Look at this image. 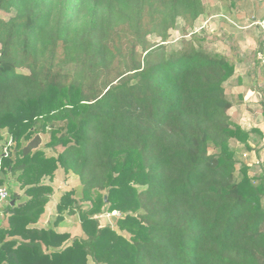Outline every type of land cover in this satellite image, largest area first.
I'll return each instance as SVG.
<instances>
[{
	"label": "trees",
	"instance_id": "obj_1",
	"mask_svg": "<svg viewBox=\"0 0 264 264\" xmlns=\"http://www.w3.org/2000/svg\"><path fill=\"white\" fill-rule=\"evenodd\" d=\"M202 13L201 0H0L1 169L23 191L7 190L0 264H264V181L230 147L248 138L224 88L235 65L194 38L165 44ZM59 169L79 186L43 224ZM74 214L76 235L60 228Z\"/></svg>",
	"mask_w": 264,
	"mask_h": 264
},
{
	"label": "rangeland",
	"instance_id": "obj_2",
	"mask_svg": "<svg viewBox=\"0 0 264 264\" xmlns=\"http://www.w3.org/2000/svg\"><path fill=\"white\" fill-rule=\"evenodd\" d=\"M201 1L204 13L199 15L193 26H185L183 20L178 19L176 27L169 30V36L165 42L167 49L178 48L181 46L183 39L194 38L205 51L211 54L221 53L230 57L241 53L245 58L251 59L256 66L259 65V53L261 52L260 47H262L261 37L263 36L262 32H260L261 28L256 24V21L264 16V0H233L234 6L231 4L232 0ZM10 14H13V12ZM10 14L2 12L1 16L8 17ZM83 19L84 12L76 16L71 29L81 26ZM147 38L152 44L161 42L160 38L155 35H150ZM138 50L140 51V48ZM67 68L72 69L73 65L69 64ZM22 71L26 72L27 69H22ZM1 134L0 152L4 147L5 140L11 137L5 130ZM47 137V134H42L43 141H46ZM45 153L50 155L55 152L45 149ZM4 177L1 169L0 179H4ZM50 182L54 185L51 198L57 190L58 195H60L67 186L74 188L79 186L75 183V175H64L61 170L58 173L56 172L54 179ZM0 185H3L7 190L8 188L18 189V184L10 175L6 176L3 184ZM18 190L19 194L23 196V191L21 189ZM58 195L56 193L55 197ZM0 210H2V207ZM97 218L101 224H104L111 222L113 215L101 214ZM64 222V229H69L73 235L78 234L77 214L67 216Z\"/></svg>",
	"mask_w": 264,
	"mask_h": 264
},
{
	"label": "crops",
	"instance_id": "obj_3",
	"mask_svg": "<svg viewBox=\"0 0 264 264\" xmlns=\"http://www.w3.org/2000/svg\"><path fill=\"white\" fill-rule=\"evenodd\" d=\"M262 38L260 50L263 48ZM229 60L235 65L233 75L224 82L225 92L232 102L229 115L235 124L248 133L246 141L248 147L242 141L235 139L230 140V146L240 158L241 163L247 166V173L256 178L259 183L261 180L264 181V67L260 63L256 66L251 59L245 58L241 53L230 56ZM57 191L47 204L40 223H47L54 215V207L61 195H58ZM56 193L58 196L55 197ZM260 202L264 208V189ZM1 218L0 210V220ZM64 223L60 226L63 230Z\"/></svg>",
	"mask_w": 264,
	"mask_h": 264
},
{
	"label": "built area",
	"instance_id": "obj_4",
	"mask_svg": "<svg viewBox=\"0 0 264 264\" xmlns=\"http://www.w3.org/2000/svg\"><path fill=\"white\" fill-rule=\"evenodd\" d=\"M256 24L261 28L262 34H263V48L261 52L259 53V63L264 67V16L260 18L259 20L256 21ZM12 144V138L9 137L5 140L4 142V147L2 151L0 152V170H1V156H7L8 155V150L10 145ZM8 202V191L7 189L3 186L0 185V208L4 206ZM106 215H113V216H118L119 213L117 211H113L111 213H105Z\"/></svg>",
	"mask_w": 264,
	"mask_h": 264
},
{
	"label": "water",
	"instance_id": "obj_5",
	"mask_svg": "<svg viewBox=\"0 0 264 264\" xmlns=\"http://www.w3.org/2000/svg\"><path fill=\"white\" fill-rule=\"evenodd\" d=\"M107 200V197L105 196V201ZM12 202H13V200H12Z\"/></svg>",
	"mask_w": 264,
	"mask_h": 264
}]
</instances>
